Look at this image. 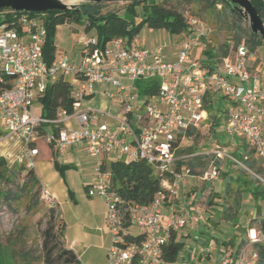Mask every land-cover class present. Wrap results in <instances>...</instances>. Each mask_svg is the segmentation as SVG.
<instances>
[{
	"label": "built area",
	"instance_id": "obj_1",
	"mask_svg": "<svg viewBox=\"0 0 264 264\" xmlns=\"http://www.w3.org/2000/svg\"><path fill=\"white\" fill-rule=\"evenodd\" d=\"M41 15L0 11V143L17 140L20 150L15 161L28 169H34L39 139L60 155L71 147H84L93 162L95 176L86 187V195L102 199L107 208L105 228L112 236L108 264H166L162 259L163 247L171 232L186 225L188 215L183 213L163 225L164 206L167 200L179 196L184 181L191 175L187 167L177 169V162L195 156L178 157L175 153L186 131H208L203 125L207 119L206 97L223 98L224 133L244 140L257 164L248 167L216 146L204 153L213 156V160L211 169L202 178H218L217 163L226 160L255 186L264 187V91L257 85V77L250 73L248 63L258 57L246 44L232 45L219 63L213 67L206 65V60L193 57V53L205 49L211 30L186 10L183 17L187 29L174 36L177 41L173 59L167 53L171 44L166 40L145 48L138 47L136 39L126 45L124 39L117 38L99 48L95 39L86 37L81 41L76 60L61 54L47 65L42 53L46 31ZM154 78L159 80L156 94L142 97L133 87L135 82ZM58 79L72 87L71 112L59 110L54 120H47L33 113V103ZM98 85L114 89L108 96L117 98L121 114L114 117L113 130L100 121L107 115L105 112L82 107ZM136 102L142 103L138 112ZM106 157L125 162L144 161L160 178V191L149 206L134 205L128 209L131 226L143 235L139 243L126 246L123 243L127 230L122 227L121 199L111 189L108 170L101 169ZM41 198L50 208L56 207L47 192L41 191ZM191 219L197 222L200 217ZM248 240L232 262L225 252L217 264H258V253L252 244L262 239L249 232Z\"/></svg>",
	"mask_w": 264,
	"mask_h": 264
},
{
	"label": "trees",
	"instance_id": "obj_2",
	"mask_svg": "<svg viewBox=\"0 0 264 264\" xmlns=\"http://www.w3.org/2000/svg\"><path fill=\"white\" fill-rule=\"evenodd\" d=\"M166 0H127L128 4L124 8V14L120 15L114 11L102 12V8L106 5L100 4H82L78 8L69 11L47 12L42 14L46 36L42 47L43 60L50 65L55 59L56 46L55 36L57 28L66 24H77L84 27V33L90 38L95 39L99 48H104L112 40L122 38L126 45L132 43L143 29L165 31L171 36H178L186 32L187 26L183 17V12L166 9L159 2ZM184 2L201 1L206 9L214 8L216 4H223L229 10L233 18L234 38L233 45L239 43L246 44L250 51H255L259 47L264 46V39L250 32L249 28H241L243 19L238 13L233 11L226 0H182ZM260 19L264 23V0H250ZM3 11V10H0ZM31 15H34L30 13ZM244 37V38H243ZM203 59L209 66L213 67L219 63L221 58L228 55V49L221 51H213L210 49L203 50ZM135 89L140 96H150L156 94L159 90V80L157 78L135 82ZM72 87L63 79H58L48 85L45 91L38 95L37 102L41 107V116L47 120H54L59 110L66 113L71 112L73 98L71 97ZM223 98L218 97L216 100H210L208 97L204 100L205 110L210 112L214 108L218 109L219 117L224 114L222 109ZM220 119V118H218ZM215 118V126H219V121ZM195 133L191 130L185 132L186 136ZM1 135V133H0ZM178 151V150H177ZM181 151L179 150L177 154ZM198 156H193L188 160L177 162V169L187 167L190 173H193V162ZM248 167H254L253 161H248L240 157ZM188 161V162H186ZM186 162V163H185ZM218 164V163H217ZM54 168L62 176L64 168H61L54 162ZM102 171L108 170L111 180V189L121 199L120 209L122 210L123 229H129L128 209L137 205L141 207L149 206L155 194L160 191V178L152 168L144 161L125 162L122 159L112 160L102 166ZM21 171H26L24 181L20 184L17 177ZM0 203L4 202L11 207L19 204L23 197L29 196L34 187L40 188L39 181L35 176L33 169H28L24 164H13L8 166L4 158L0 157ZM258 192L255 195L264 197V187L256 186ZM28 201L31 202L29 198ZM32 208L37 205L32 202ZM224 216L231 220L230 210L224 211ZM257 219L252 220L256 222ZM263 239L261 243L255 244V250L258 253V264H264V219L257 221ZM63 232L62 224L56 227L55 211L50 208L48 211V221L43 231V263L45 264H79L77 258L72 251L65 249L61 236ZM143 239V235L136 236L123 235L124 245L139 243ZM244 243L239 244L240 249ZM183 249V244L179 241L177 232H171L167 244L162 250V259L166 264H174L177 261L179 253ZM238 250H236L237 252ZM14 252L11 247L4 246L0 241V264H15Z\"/></svg>",
	"mask_w": 264,
	"mask_h": 264
},
{
	"label": "crops",
	"instance_id": "obj_3",
	"mask_svg": "<svg viewBox=\"0 0 264 264\" xmlns=\"http://www.w3.org/2000/svg\"><path fill=\"white\" fill-rule=\"evenodd\" d=\"M166 34L168 35V33ZM89 36L91 35L83 34L76 38L79 52L73 54L70 59L76 60L78 58L81 51V41ZM136 45L145 47L139 44L137 38ZM156 45L145 48H152ZM259 48L264 50V46ZM258 49L254 52L257 53ZM200 52H203V50H196L193 53V57L199 59ZM167 53L173 59L176 53V46L171 44ZM61 54L66 53H56L55 58ZM248 67L250 73L257 77V85L264 91V63L258 57L257 61L248 63ZM124 83L130 84L127 81ZM133 87L135 88V84H133ZM113 91L112 87L98 85L94 88L93 95L82 104L83 109L105 112L107 115L101 117L100 121L108 124L112 130L115 129L114 117L121 114L117 98L108 96V93ZM216 97L214 100H216ZM224 106L225 103L223 101L222 109H224ZM37 114H41V107H39ZM71 125L76 127L73 122H71ZM12 141L19 145L20 150L19 142L17 140ZM233 142H236L235 144L237 145L235 150L242 148L240 157L253 161L255 166L257 158L247 143L242 139H233ZM49 147L50 150L46 160L40 159L39 161L40 150H38V154L34 157V172L42 191L47 192L54 199L56 213L63 226L61 240L64 248L73 252L79 264H108L107 254L112 244V236L105 228L107 208L100 198H89L86 195V187L95 179L92 171V160L87 156L83 146L71 147L62 155L54 152L51 146ZM179 147L180 143L177 150L180 149ZM205 159L196 158L192 164L193 170H196L199 162ZM211 159L213 160V156H211ZM111 161L110 157L104 158L106 165ZM54 162L64 168L62 176L54 168ZM74 186L80 187L83 191L80 203L84 205V209L79 212L73 210L72 217L67 219L60 210L61 203L72 205L71 207L73 208L78 207L80 204L76 199ZM257 192L258 190L250 184H242V182L233 184L229 176L220 181L218 178L205 180L202 175L191 174L184 181L179 196L176 199L167 200L163 211V225H166L172 219H177L183 213L188 215L186 225L182 228L185 232L180 235L178 234L180 230L177 232L179 241L183 244V249L175 263L188 258L191 264H217L225 252L230 254L232 262L237 255L236 253L233 254V250H237L241 243H244V245L249 243V232L251 235L255 234L258 238L263 239L257 221L264 219V197L255 195ZM203 195L207 196L205 204L201 206L198 202ZM227 208L230 210L231 220H228L223 214ZM195 216H199L200 220L197 222L193 221L191 217ZM254 219H257V221L252 222ZM130 230L131 227L127 229V234L129 235L136 236L142 233L139 229L137 233H131ZM215 231H218L219 234L216 239L210 235L211 232ZM245 237H247V243L244 240ZM92 239H95L93 244L89 243ZM256 243L252 244L254 249ZM225 245L228 247L225 248ZM199 260H201L200 263H198ZM181 264L185 263L181 262Z\"/></svg>",
	"mask_w": 264,
	"mask_h": 264
},
{
	"label": "rangeland",
	"instance_id": "obj_4",
	"mask_svg": "<svg viewBox=\"0 0 264 264\" xmlns=\"http://www.w3.org/2000/svg\"><path fill=\"white\" fill-rule=\"evenodd\" d=\"M77 2H79V0L70 1L71 4H76ZM159 3L162 4L164 8L169 10H175L177 12L187 10L188 13L205 22V24L211 30L210 36L205 41V49L208 48L210 50L219 52L226 48L229 50L233 45V18L231 17L228 8L223 4H216L214 8L206 9L204 3L201 1L184 2L182 0H166ZM104 4L106 5L102 8V12L114 11L120 15H123L124 8L128 4V2L126 0L124 3ZM241 28H249L247 21L243 20ZM83 34L85 35L84 27L74 23L58 27L55 38L56 53H66V55L70 58L71 56H73V54L79 52V47L76 44V38L80 35L82 36ZM137 40L139 41V44L144 45L145 47H149L152 45L154 46L162 40H166L170 44H172V46H175L177 38H175L174 36H170L169 34L167 35L165 31L144 29L138 35ZM256 56L259 57L264 63L263 48H259L257 50ZM200 59H203L202 52H200ZM39 107V102L36 101L33 103L32 111L34 114H37ZM141 108L142 103L136 102L135 112H138ZM206 113L207 119L203 125L208 127V131L202 133H191L190 136H185V138H183L179 142L180 149H178V151L180 150L181 152L177 154L178 151H176L175 153L178 157L195 155L198 156L197 158H206L205 160L200 161L199 165L196 166V170L193 171L192 174L196 176H203L205 172H208L211 169V155H204V153L213 150L216 146L224 150L225 152L234 154L237 158H240V152L242 151V148L235 150V147H237V145L235 144L236 142L234 143L233 138L224 133V114L219 117V112L216 108H214L210 112L206 111ZM215 118H220L218 119L219 126L217 127L215 126V123L217 121H215ZM36 146L38 147V150H40V155L38 157L39 161L40 159L46 160L47 154L50 150L49 145H47V143L43 139H39L36 142ZM18 153L19 145L14 141L0 143V157L5 159V161L8 163V166L19 164L15 161ZM218 165L220 166L218 180L221 181L223 178H226V176H229L232 179L233 184L242 182V184H250L253 188L256 187L243 172L234 167L232 164L228 163L226 160L219 162ZM37 166L40 167L39 165ZM25 174L26 171H21L19 173L17 177L18 183L21 184L24 181ZM1 188L2 185L0 184V189ZM74 189L76 191V199L80 203L81 194L83 193V191L78 186H74ZM41 191V187H34L31 193L28 194L29 196L23 197V200L19 204H14L11 207L7 206L4 202L0 203V241L4 246H9L12 248L14 252L13 258L15 264H45L43 263L42 259V241L43 231L47 226L48 211L50 207L48 205V202L41 198ZM206 196L207 195L201 196L198 202L199 205L203 206V204H205ZM29 198L31 199V202L28 201ZM32 202L37 203V205L33 208L31 204ZM71 206L72 205H66L63 203H61L60 206L62 214L67 219H70L72 217L73 210L75 212H79L84 209V205L82 203H80L78 207L73 208ZM102 206L104 207L103 203ZM52 209L55 211L56 227L59 228V225H61V221L58 218V214L56 213V207ZM130 231L131 233H137L138 228H136L135 226H131ZM183 232H185V230L182 229L178 232V234L180 235ZM210 235L214 236L216 239L217 235L219 234L218 231H215L211 232ZM210 239L212 240V238ZM94 240L95 239H92L89 243H95ZM244 240L247 243V237H245ZM224 247L227 248L228 246L225 245ZM237 252L236 250H233V254H237ZM200 261L201 260H199L198 263H200ZM181 262H184L185 264H191L189 263L188 258L179 260V262L175 264H181Z\"/></svg>",
	"mask_w": 264,
	"mask_h": 264
},
{
	"label": "water",
	"instance_id": "obj_5",
	"mask_svg": "<svg viewBox=\"0 0 264 264\" xmlns=\"http://www.w3.org/2000/svg\"><path fill=\"white\" fill-rule=\"evenodd\" d=\"M68 0H0V10L18 13L45 14L47 12H65L78 8L82 4L124 3L126 0H79L76 4H68ZM231 9L247 21L252 34L264 39V23L260 19L250 0H226Z\"/></svg>",
	"mask_w": 264,
	"mask_h": 264
},
{
	"label": "bare ground",
	"instance_id": "obj_6",
	"mask_svg": "<svg viewBox=\"0 0 264 264\" xmlns=\"http://www.w3.org/2000/svg\"><path fill=\"white\" fill-rule=\"evenodd\" d=\"M70 1H72V0H68L67 3H68V4H71Z\"/></svg>",
	"mask_w": 264,
	"mask_h": 264
}]
</instances>
